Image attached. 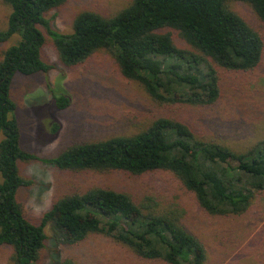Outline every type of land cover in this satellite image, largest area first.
I'll return each instance as SVG.
<instances>
[{"label": "trees", "instance_id": "1", "mask_svg": "<svg viewBox=\"0 0 264 264\" xmlns=\"http://www.w3.org/2000/svg\"><path fill=\"white\" fill-rule=\"evenodd\" d=\"M3 1L11 12L0 44L15 38L17 43L0 60V247L13 248L15 264H40L50 225L61 245L78 246L104 234L142 261L204 264L207 251L184 225L182 208H162L153 198L139 204L109 187L73 191L33 224L18 201L20 191L31 185L19 164L42 161L62 171L136 176L169 171L208 214L241 216L264 194V140L237 151L163 117L136 135L76 144L55 158L41 159L22 146L12 85L17 75L53 69L43 60L46 32L65 66L83 65L98 51L109 50L121 74L139 83L156 104L213 107L221 97L219 68L254 71L264 58V34L229 3L250 4L264 23V0H132L112 17L79 14L72 34L52 30L46 17L69 0ZM173 33L191 49L177 46ZM54 101L59 111L71 105L64 92L55 93ZM59 130L55 123L52 132Z\"/></svg>", "mask_w": 264, "mask_h": 264}, {"label": "rangeland", "instance_id": "2", "mask_svg": "<svg viewBox=\"0 0 264 264\" xmlns=\"http://www.w3.org/2000/svg\"><path fill=\"white\" fill-rule=\"evenodd\" d=\"M131 2L69 0L46 17L52 30L72 34L79 14L95 12L112 17ZM229 6L264 34V23L250 4L232 1ZM10 12V6L0 0V31L6 29ZM44 33L43 60L53 69L30 77L17 75L11 92L18 108L22 146L41 159L55 158L76 144L136 135L163 117L182 121L198 137L237 151L264 140V58L254 71L219 68L221 97L217 105L170 107L156 104L139 83L126 79L112 51L100 50L85 64L68 67L60 60L52 39ZM173 34L177 46L191 49ZM16 43L17 38L0 44V60L6 49ZM61 92L71 100L64 111L57 110L54 103L55 93ZM55 123L60 125L57 134L52 132ZM19 167L31 185L20 191L18 201L33 224H40L53 204L73 191L109 187L130 195L139 204L153 198L162 208H182L184 225L207 251L204 264H264V194L258 195L241 216H214L205 212L195 195L169 171L139 176L123 172H71L42 161L21 162ZM45 232L47 241L40 264H165L142 261L128 247L104 234L91 235L72 247L59 244L50 225ZM13 255L12 247H0V264H15Z\"/></svg>", "mask_w": 264, "mask_h": 264}]
</instances>
